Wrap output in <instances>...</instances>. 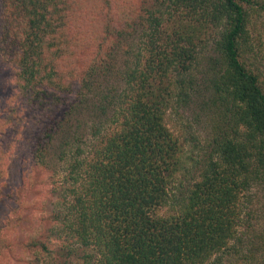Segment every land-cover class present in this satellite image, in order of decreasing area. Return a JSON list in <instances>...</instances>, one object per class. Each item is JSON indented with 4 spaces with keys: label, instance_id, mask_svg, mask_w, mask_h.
I'll return each mask as SVG.
<instances>
[{
    "label": "trees",
    "instance_id": "1",
    "mask_svg": "<svg viewBox=\"0 0 264 264\" xmlns=\"http://www.w3.org/2000/svg\"><path fill=\"white\" fill-rule=\"evenodd\" d=\"M259 4L0 0V74L18 102L0 135L25 122L33 166L61 184L55 226L30 245L74 242L59 258L80 264H264V233L256 256L232 245L241 197L264 187V81L243 58ZM196 105L204 138L183 119Z\"/></svg>",
    "mask_w": 264,
    "mask_h": 264
},
{
    "label": "rangeland",
    "instance_id": "2",
    "mask_svg": "<svg viewBox=\"0 0 264 264\" xmlns=\"http://www.w3.org/2000/svg\"><path fill=\"white\" fill-rule=\"evenodd\" d=\"M144 0H114L125 13L129 7L135 9ZM259 4L249 15V35L251 51L244 54L248 66L260 73L264 81V8ZM74 35H79L74 33ZM107 47L103 44L102 50ZM80 52L77 60L92 57L95 49ZM100 50L98 54L102 51ZM103 54V53H102ZM203 69V67H202ZM0 74V114L15 102L16 93L11 90L12 78ZM13 95V96H12ZM11 96L14 99H11ZM207 94L201 95L202 100ZM197 99V98H195ZM10 101V102H9ZM188 109L183 113L194 132L201 130V135L210 134V121L196 108ZM11 127V126H10ZM18 132L11 129L9 137L0 135V264H80L78 259L63 260L59 258L58 250H66V245L76 244L62 238L50 237L48 241L51 256L45 254L39 247L30 245L33 236L44 239L48 230L55 226L53 215L57 214V204L60 199V179H50L51 174L33 166L30 157L31 146L27 143L28 130L26 123L18 125ZM1 129L5 130V127ZM9 129V128H6ZM16 130V129H15ZM23 165L26 172H16V167ZM17 173V174H16ZM242 221L237 229V238L232 245L237 246L242 255L247 254L253 246V253L257 254L261 248L260 240L264 233V187L259 185L241 197ZM79 251V250H78ZM224 264H248L236 257H229Z\"/></svg>",
    "mask_w": 264,
    "mask_h": 264
}]
</instances>
